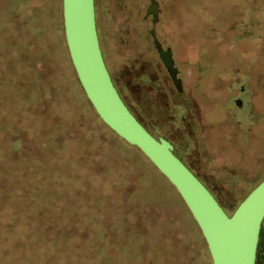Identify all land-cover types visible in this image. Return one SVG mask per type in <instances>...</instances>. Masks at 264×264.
Returning a JSON list of instances; mask_svg holds the SVG:
<instances>
[{"label": "rangeland", "instance_id": "1", "mask_svg": "<svg viewBox=\"0 0 264 264\" xmlns=\"http://www.w3.org/2000/svg\"><path fill=\"white\" fill-rule=\"evenodd\" d=\"M93 1L120 97L231 212L264 177V0H155L154 23L150 0ZM93 112L61 0H0V264H212L179 194L138 148L104 125L85 143Z\"/></svg>", "mask_w": 264, "mask_h": 264}, {"label": "water", "instance_id": "2", "mask_svg": "<svg viewBox=\"0 0 264 264\" xmlns=\"http://www.w3.org/2000/svg\"><path fill=\"white\" fill-rule=\"evenodd\" d=\"M62 24L70 62L92 109L111 131L135 146L174 187L197 224L212 264H254L264 217V177L226 212L208 188L173 153L163 137L152 135L126 106L105 66L95 27L93 0H61ZM155 0L147 13L157 19ZM153 46L174 84L179 87L169 49H163L154 29Z\"/></svg>", "mask_w": 264, "mask_h": 264}, {"label": "trees", "instance_id": "3", "mask_svg": "<svg viewBox=\"0 0 264 264\" xmlns=\"http://www.w3.org/2000/svg\"><path fill=\"white\" fill-rule=\"evenodd\" d=\"M67 98L69 99L70 97L69 96H67ZM70 100H71V98H70ZM70 105V104H69ZM68 112L71 114H73V110H72V106H69L68 107ZM66 110V111H67ZM82 111V110H81ZM94 111V110H93ZM75 113V115H76V117H79L78 116V112H74ZM75 115L73 114V117L75 118ZM89 118H90V123H89V125H87L86 127H84L83 128V138H84V141H85V143L86 144H88V143H94L95 141H96V131L98 130V128H99V130H100V127L102 126V125H104L102 122H101V120L98 118V116L96 115V113L95 112H93V115H91V116H89ZM78 120H79V118H78ZM77 120V123H76V127H78L77 129H79L80 128V125H79V123H81V119L78 121ZM97 121V122H99V125H98V123H97V127H96V123H95V121ZM94 122V123H93ZM95 124V125H94ZM105 127H107L106 125H104ZM108 128V127H107ZM81 129V128H80ZM97 129V130H96ZM98 132V131H97ZM113 132V131H112ZM114 133V132H113ZM106 137L104 136V135H102V138H101V140L102 141H104V140H106L105 139ZM100 140V142H102ZM98 141H99V139H98ZM124 141V140H123ZM126 143V142H125ZM245 196V195H244ZM243 196V197H244ZM242 199V198H241ZM230 213V212H229ZM264 243V232L262 231V228L260 227V230H259V236H258V241H257V248H256V256H255V261H254V264H259L260 263V260H261V258L262 259H264V255L262 256V255H260V248H261V246H262V244Z\"/></svg>", "mask_w": 264, "mask_h": 264}, {"label": "flooded vegetation", "instance_id": "4", "mask_svg": "<svg viewBox=\"0 0 264 264\" xmlns=\"http://www.w3.org/2000/svg\"><path fill=\"white\" fill-rule=\"evenodd\" d=\"M151 1V0H150ZM156 2V1H155ZM156 6H157V2H156ZM158 8V7H157ZM159 9V8H158ZM158 12V11H157ZM151 15V14H150ZM145 19L148 17V14L147 13H145V15L143 16ZM156 17H157V14H156ZM150 19H152V15H151V18ZM152 21V20H151ZM97 33V32H96ZM156 37V36H155ZM157 39V38H156ZM158 40V39H157ZM160 45H161V43H160ZM161 47H162V45H161ZM163 48V47H162ZM163 49H169V48H163ZM170 50V49H169ZM170 53H171V50H170ZM172 57V56H171ZM134 115V114H133ZM139 121V120H138ZM141 123V122H140ZM142 124V123H141ZM159 137V136H158ZM174 149H173V147H172V151H173ZM173 153H174V151H173ZM175 154V153H174ZM176 155V154H175ZM181 161H182V159L178 156V155H176ZM183 162V161H182ZM184 163V162H183ZM185 164V163H184ZM186 165V164H185ZM187 166V165H186ZM188 167V166H187Z\"/></svg>", "mask_w": 264, "mask_h": 264}]
</instances>
